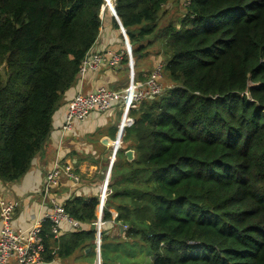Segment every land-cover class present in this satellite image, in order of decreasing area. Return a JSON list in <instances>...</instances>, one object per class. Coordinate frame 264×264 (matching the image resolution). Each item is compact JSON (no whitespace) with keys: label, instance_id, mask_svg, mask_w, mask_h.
I'll list each match as a JSON object with an SVG mask.
<instances>
[{"label":"trees","instance_id":"1","mask_svg":"<svg viewBox=\"0 0 264 264\" xmlns=\"http://www.w3.org/2000/svg\"><path fill=\"white\" fill-rule=\"evenodd\" d=\"M174 1L180 16L163 24L173 0H114L134 58L158 45L171 84L130 108L122 139L135 158L118 151L102 216L127 227L115 237L102 228V264H143L141 253L147 264H264V0ZM105 5L0 0V183L23 177L45 146ZM99 203L64 205L89 229L57 239L44 223L47 252L54 238L60 256L90 249L95 264Z\"/></svg>","mask_w":264,"mask_h":264},{"label":"crops","instance_id":"2","mask_svg":"<svg viewBox=\"0 0 264 264\" xmlns=\"http://www.w3.org/2000/svg\"><path fill=\"white\" fill-rule=\"evenodd\" d=\"M157 46L154 45V47ZM126 48V41L120 26L119 28L116 27L111 13L107 14L104 17V24L99 38L91 49L92 52L112 51L125 54ZM151 51V49L146 50L139 58H134V69L135 65L137 66V70H134L137 80L144 81L149 76L148 72L151 73L155 63L159 59L163 61V53L161 51L157 50L156 53H151ZM129 78V64L121 62L119 66L106 65L98 71L88 69L83 76H80L76 85L67 91L53 114L52 128L45 146L34 157L28 172L18 181L7 184L0 183V195L16 203L13 219L15 227L27 228L32 224L33 218L37 214L53 209L50 200L42 198L41 190L44 178L53 166L55 159L61 160L64 164L73 165L81 181L74 184L71 179L63 176L60 185L53 190L50 197L55 198L57 203L62 206L75 197L84 199L98 197L100 202H104V206L106 205L112 192L109 182L112 169L117 162V154L110 171V177H108L109 180H106L123 118L125 90L128 88ZM100 86L121 91L122 98L115 101L106 111H92L85 120L76 121L73 129L63 134L62 126L66 120L70 100L79 91L88 93ZM123 148H125V152L121 154L122 159L126 158L128 161H132L126 156V151L131 148L129 142H124L121 139L118 151ZM105 187L106 189H104ZM110 210L116 217L117 211L113 208ZM98 223L97 221L96 225ZM100 225L102 228L108 229L107 233L112 235V237L117 235L124 236V225L116 226L113 221H102ZM83 228L89 229L90 225L82 223L81 228H76L73 224L63 221L60 223V235L55 238L58 239L66 233L82 230ZM1 230L2 222L0 221V235ZM53 240L56 239L50 240L48 252L46 248L47 255L51 254L53 258L44 259L41 264L89 263L87 253L90 249H81L69 257H63L56 253L58 247L55 246ZM98 255H100L101 259V244L98 250L96 239L95 264L98 262Z\"/></svg>","mask_w":264,"mask_h":264},{"label":"built area","instance_id":"3","mask_svg":"<svg viewBox=\"0 0 264 264\" xmlns=\"http://www.w3.org/2000/svg\"><path fill=\"white\" fill-rule=\"evenodd\" d=\"M105 6L112 11L111 8L114 6V0H106ZM126 54L129 58L128 64L131 71L128 46L126 48ZM123 56L124 53H114L112 51L92 52V50H90L82 62L80 75L83 76L88 69L98 71L106 65L119 66L123 60ZM163 71V61L157 64L156 68L144 81L137 80L135 78L134 69L131 71L130 83L125 90L124 112L118 135L123 125L131 123L130 119L132 117L129 115V112L132 106L143 99L157 97L163 93ZM121 98V91L113 90L106 86H100L96 90L88 93H84L83 91L77 92L69 102L66 120L62 126L63 134L72 130L76 121L85 120L92 111H106L115 101ZM129 125L131 124L127 126ZM119 141L117 137L116 145L120 144ZM63 176L71 179L74 184L81 181L73 165L64 164L61 160L55 159L53 166L49 169L44 178L41 190L42 198L44 200H50L53 209L37 214L33 218L32 224L27 228L14 226L13 219L16 211V203L0 195V221L2 222L0 235V264H41L44 260L46 251V235L43 230V225L46 222L50 223L51 233L54 237L60 235V223L63 221L73 224L76 228H81L80 222L69 216L64 206L58 204L55 198L50 197L53 190L60 185ZM104 189H106V187ZM103 209L104 202H100L98 205L99 223L97 225V234L101 231V235L102 227L100 223L102 222ZM113 217L115 218L114 214ZM126 227L127 226L124 225V228Z\"/></svg>","mask_w":264,"mask_h":264},{"label":"rangeland","instance_id":"4","mask_svg":"<svg viewBox=\"0 0 264 264\" xmlns=\"http://www.w3.org/2000/svg\"><path fill=\"white\" fill-rule=\"evenodd\" d=\"M182 6L184 7L183 4H182ZM182 9H183V8L181 7V5H180L179 3H177V1H174V0H173V2L171 3V6H170L168 9L165 10V15H164V18H163V24L168 23L170 20H175V19L177 20V19L179 18V16H180V11H181ZM108 11H109V13H111L109 8H108ZM149 49L152 50L151 53H154V52L156 53L157 50H159V46H157V47L152 46V47L149 48ZM149 49H148V50H149ZM148 53H149V52H148ZM133 57H134V56H133ZM147 61H148V60H147ZM157 61H158V60H157ZM160 62H161V60L159 59V61L155 63V65H154L152 71L156 68L157 64L160 63ZM134 70H135V69H134ZM152 71H151V72H152ZM130 73H131V71H130ZM148 75H150L149 72H148ZM0 77L3 78V79H6V71H5V68L2 67V66L0 67ZM147 78H148V76H147ZM147 78H146V79H147ZM129 83H130V78H129ZM129 83H128V86H129ZM162 83H163L164 87H167L168 85L171 84V81H170L169 78L166 76L165 72H164V75L162 76ZM140 245H141V243L138 242V243L136 244V248H135V249L140 250ZM137 254H138V253H137ZM145 256H147L146 253H141V254H138V256H137L136 258H137V260L140 261L141 263H143V264H147V261H146V262L144 261V260H146V257H145Z\"/></svg>","mask_w":264,"mask_h":264},{"label":"water","instance_id":"5","mask_svg":"<svg viewBox=\"0 0 264 264\" xmlns=\"http://www.w3.org/2000/svg\"><path fill=\"white\" fill-rule=\"evenodd\" d=\"M103 9H104V7H103ZM111 10H112V11H110V12H111V13L113 14V16L116 18V20H117V22H118V24H119V26H120L122 32L124 33V38H125V41H126V45L128 46L129 53H130V54H129V57H130V60H131V71H132V70L134 69V57H133V53H132V52H133V51H132V45H131V42H130L129 36H128L127 31H126L125 27L123 26V24H122V22H121V20H120V18H119V16H118V14H117V11H116V9H115V6H112ZM130 122H131V123H128V124H132V123H134V122H135V119H134V118H131V119H130ZM128 124L123 125V127L121 128V131H120V133H119V135H118V138H119V140H120L119 142H121V138H122V135H123V133H124V129H125V127H126ZM119 146H120V144L116 145V147H115V149H114V154H113V157H112V160H111L110 170H109V173H108L107 177H110V171H111V169H112V167H113V163H114V160H115V157H116L117 151H118V149H119ZM126 156L128 157L129 160H133V159H134V151H133L132 149H128V150L126 151ZM100 244H101V231H99L98 234H97V249H98V250H99ZM97 261H98V264H102V263H101V259H100V255H98Z\"/></svg>","mask_w":264,"mask_h":264},{"label":"bare ground","instance_id":"6","mask_svg":"<svg viewBox=\"0 0 264 264\" xmlns=\"http://www.w3.org/2000/svg\"><path fill=\"white\" fill-rule=\"evenodd\" d=\"M109 179H108V177H107V180L106 181H108ZM106 186V185H105Z\"/></svg>","mask_w":264,"mask_h":264}]
</instances>
